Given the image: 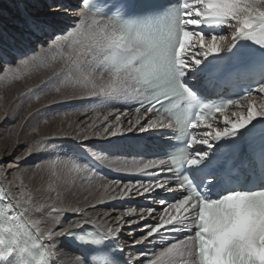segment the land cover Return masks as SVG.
<instances>
[{"label": "snow or ice", "instance_id": "snow-or-ice-1", "mask_svg": "<svg viewBox=\"0 0 264 264\" xmlns=\"http://www.w3.org/2000/svg\"><path fill=\"white\" fill-rule=\"evenodd\" d=\"M89 3V0H81L88 10ZM114 9L117 12L126 10L127 4L117 3ZM80 16L74 27L51 35H47L49 25L29 19L27 23L39 40L41 52L21 63L45 61L51 56L54 63L61 65L65 75L75 78L72 98L97 97L102 103L135 100L139 105L135 112L155 113V118L149 117L147 128L140 125V131L169 128L172 127L170 121L175 120L178 135L173 139L181 142L178 149L165 157L137 165L135 171L155 169L156 172H174L176 175L148 182L113 180L104 186L107 192L111 185L122 184V196L133 190L140 196L153 191L159 196L161 192L157 190L161 189L164 193L179 190L171 201L160 198V209L149 206L141 210L148 216L157 211L161 215L156 223L141 225L144 234L134 238L133 243H152L154 241L149 238H155L157 234L161 240L169 233L189 234L166 245L146 264H188L184 257L193 254L194 264H264V186L251 190H228L213 197L209 194V186L216 177L211 172L206 173L199 184L193 183L196 177L179 174L182 166L198 169L207 164L209 169L216 168L221 150L234 146L228 142L235 141L241 130L257 116L264 117V83L235 99L205 103L187 82L189 74L194 78L197 69L210 56L231 52L241 40L264 49V0H178L165 10L159 28L149 23L133 28L115 18L97 20L86 17L83 10ZM205 27L226 28L231 31V40L228 34L212 31L205 34L202 30ZM41 35L47 38L42 39ZM6 63L0 65V71H4ZM236 66L243 71L227 80L233 87L247 82L255 74L253 65ZM255 93L262 95L257 97ZM257 99L261 101L258 111ZM176 100L184 102V111L171 110L170 105ZM244 100L248 101L246 115L234 112L237 119L230 121L224 115L227 106H240ZM111 112L109 110V114ZM216 113L224 115L225 127L222 130L215 129L211 123ZM114 119L120 120V115H115ZM136 123H140L139 118ZM207 129H212L215 135ZM221 140L226 143L221 144ZM41 146L37 143L28 151ZM169 161L171 166H167ZM260 163L264 166V153L260 156ZM117 168L122 170L119 166ZM172 180L177 183L172 184ZM30 203L22 194L0 185V264H49L45 256L47 250L55 248V238L70 236L72 231L69 229L80 227L77 223L48 229V243L42 244L39 236L32 239L31 231L32 228L40 231V221L25 220V215L32 210ZM60 211L79 214L82 209L51 206V212L59 214ZM124 215L131 213L125 212ZM145 219L144 215L139 217V220ZM119 231V228H106L103 238L115 237ZM22 236L28 240H22ZM97 256L101 261L107 260L102 251ZM78 264H84V261Z\"/></svg>", "mask_w": 264, "mask_h": 264}, {"label": "bare ground", "instance_id": "bare-ground-1", "mask_svg": "<svg viewBox=\"0 0 264 264\" xmlns=\"http://www.w3.org/2000/svg\"><path fill=\"white\" fill-rule=\"evenodd\" d=\"M54 3L56 4L52 7L51 11H46L44 9L47 5L49 4L51 5ZM77 4H78V7L76 6ZM80 4H81V0H6V1L0 0V46H1L0 65H3L5 62H7L4 65V70L6 68H9L10 65H13L19 61L27 59V56H31L35 49H40L41 47L39 44V40L36 41V36H34L35 34H33V30L29 27L27 23V21L29 20V16L33 18V19H30L32 21L49 25V28L47 29V35H51L53 32L60 34L61 32H66L69 28L74 27L75 24L81 19L80 12L83 9L81 8L82 6ZM13 6H14V9H13ZM85 16L91 18V15L88 14L87 12H85ZM217 34H228L229 40H231V31L226 28H220ZM41 38L46 39L47 37L44 35H41ZM1 53H4V55ZM1 72L3 71H0V73ZM196 79H199V76H196ZM261 95L262 94L260 93H256L257 97H260ZM116 102H119V101H116ZM260 102H261L260 99H257L256 101L257 111L259 110L258 106ZM247 103L248 101H245V102H242L240 106H237V105L232 106L231 110L225 115L229 118L230 121L235 122L237 117L234 116L233 113L242 112V114L246 115ZM106 105H108V103H106ZM115 108L116 107L114 106V108L112 109L115 110ZM126 110L127 111L124 112L121 123L124 121L126 122L133 115L135 116L141 115V113L131 112L129 105L127 106ZM5 116L6 115L4 114L3 110L0 109V180L6 185L7 188L12 189L13 191H16L18 195L22 194L23 197L27 198L31 202L29 206L32 210L25 215V218L27 219V221H30V220L40 221V231H36L35 228L33 229L40 235V237L43 239L45 244L48 243L46 239V233L48 229H59L61 226H67L69 224H77V223L80 224V227L71 228L69 230L80 229L86 225L94 226L103 232L105 231L106 228H109V227L113 229L119 228L120 231L117 233V235L115 237H109V238H111V240L116 243L119 249L123 250L125 256L129 260H131L134 264H141V262H144V264H146L148 260L154 259L155 256L150 258L151 255L149 253H151L152 251L151 247L158 240L160 242L162 241L164 242L169 237H166L164 240H161L158 234L156 235L155 238L153 237L149 238L150 240H153L154 242L148 243L146 241L144 244H140V245H134L133 241H134V238H137L144 234V231L141 229V225L156 223L158 221L159 216L161 215L160 211H157L156 213H154L153 216H148L146 212L141 211L142 209H146L149 206L156 208V209H160V204H159L160 197L156 196L155 191H153L150 194H145V196H140L136 194L135 190H133V192L129 193L127 196H122L120 192H121V188L123 185L119 184V185H111L108 191L105 192L104 186L110 185V182L112 180L102 178L100 175H98V173L89 169L90 167L88 168L83 162H81V160H78L79 162H77L76 160L79 159L78 156L75 157L76 158L75 162L81 165L84 170H88L91 173V175H93L94 177L99 176L100 178L99 180H102L105 182L103 185L99 187H97L96 185L93 186L92 185L93 183L91 184V181L89 182L87 181L88 179L85 180L86 178H83L82 175L81 176L79 175V173L81 172L76 173L78 170L77 171L75 170L74 172H72L73 169L76 168L77 166L73 165L74 167L72 169L71 167L72 165H69L70 164L69 163L67 166L71 167L70 173H72V175L71 174L70 175L72 176V179L75 177V179H79V181L77 182L73 180L72 182V180H70L71 186H73V188L70 185H69L70 188L68 186L67 188L66 184L68 185V183L64 184L65 181L62 182L63 177H61L60 174L54 169L56 167L58 168V166L52 169L50 166L46 167L45 164L42 165V163H46L44 162V158L42 157L38 158V160L42 166H45V168L44 167L43 168L46 169V171L48 172L46 176L39 175L40 170L42 168L41 165L38 168H33V167L32 168L31 167L22 168L18 171L17 169L20 166L17 165V162H19L20 160L19 161L12 160V158L19 154V151L17 149H14L15 148L14 146L16 144V136L17 134H19L18 133L19 129L15 131L13 142H9L10 141L8 138L10 137L8 136L9 130L5 126L6 122H8V119ZM142 116H143L142 119H145V120H148L149 117L155 118L154 113H148L146 115L142 114ZM223 120H224V115L218 117V119L215 120L213 123L214 128L222 130L225 127ZM9 121L11 120L9 119ZM101 122L102 121L97 122V125L98 126L101 125ZM83 125H84V122L82 123V126ZM255 125L256 126L264 125V117L257 116V118L250 125H248L247 128L241 130V132H244L245 134L249 135L250 132L254 130ZM51 127L52 126H50V128L47 129L48 131H46V129L41 130V131L39 130L40 132L38 133V135L40 137L47 136L44 134H48L50 130H53L52 132H50L51 136L56 137V136L64 135L66 137V141L68 142V145H71L72 147H74V148H71V149H75L74 151H76L77 148H80L88 152V149L90 147L87 145H83V141H82L85 138H83V136L82 138H80L83 131L79 134H76L75 131L77 130L78 127L73 126V123L63 124L60 129L58 127L59 130L58 129L55 130L53 127L52 128ZM127 128L128 130L126 131H124L123 129H119L115 133L114 137H110V138L109 136L107 138L105 136L104 138L102 137L100 139H96V135L93 136L91 135L92 133L89 134L90 131L86 132L87 135H85V137H87L89 140H94L95 144L96 142L101 143L105 141H113L116 139L129 138V137H145V138L159 137L157 132L160 128L147 129L146 131H142L139 134L137 133V131H139L140 126L137 128L133 126L132 127L128 126ZM207 130L210 131L212 135H215V132L212 129H207ZM35 139H36L35 136L31 137V140L34 141ZM137 140L139 141V139ZM19 144L21 145V143ZM41 144L43 145V143ZM33 145L35 144H32V146ZM101 148L103 147L100 146V144L96 145V149L99 150ZM91 150H93L92 147H91ZM31 153L32 152H30V154ZM23 155L26 157L25 152L22 153V156ZM72 157L74 156L72 155ZM72 157L70 156L68 159L70 160ZM20 158L21 157H18L17 159H20ZM97 159L105 167H108L112 169L113 171H117V172H138V171H135L136 166L149 161V160H145L140 157L132 156V154L129 156V160H124L123 157L119 154L110 155V156H106L104 154L103 155L98 154ZM71 160L73 161V159ZM36 165L38 164L36 163ZM117 166H119V168L122 170H118ZM125 167L129 169L126 170ZM67 168L65 166L66 170ZM60 170H62L63 175H66L64 174L65 172L63 170V167ZM154 170L155 169H149L145 172H140V173H152V172H155ZM84 177H87V176H84ZM86 190H90L91 196L88 197L89 199H87V201L84 200L86 201L85 202L86 204L84 205H81V203L77 201V198L73 197L74 194L71 196L72 192H76V194L78 195L82 192H85ZM56 192H57V195L55 196L54 193ZM112 197H116V198L113 199ZM120 200H126V202L110 204V201L118 202ZM130 200L132 202H129ZM134 203H137V204H134ZM52 205H56L60 207L61 209L79 207L83 210L79 214L74 213L72 211H60L59 214H57V213L51 212ZM87 206H93L96 209L94 211L84 212V208ZM124 209H128V212H130L131 215H124L125 213ZM141 215L146 216L147 219L139 220V217ZM121 217L122 219H117ZM132 220H137L138 222L130 223V221ZM85 221H89V222L86 223ZM41 233H43L44 235H41ZM178 233L184 234L185 232H178ZM55 240H56L55 248L48 250L52 257L54 264H78V262L81 260L84 261V264H88L87 260L82 256V254H80L68 242H66L64 237H56ZM61 247L64 249H67L70 255H66V253L63 252V250H60ZM189 257L191 259L190 264H194L195 255L194 256L192 255Z\"/></svg>", "mask_w": 264, "mask_h": 264}, {"label": "rangeland", "instance_id": "rangeland-1", "mask_svg": "<svg viewBox=\"0 0 264 264\" xmlns=\"http://www.w3.org/2000/svg\"><path fill=\"white\" fill-rule=\"evenodd\" d=\"M3 1H6V0H3ZM55 4L56 3L51 4V5L49 4L44 9L46 11H51L52 7ZM76 6L78 7V4ZM13 9H14V6H13ZM29 19H33V18L29 16ZM37 40L38 39L36 37V41ZM39 52H41V47L40 49H35L32 55L27 56V59L25 60H31V58ZM1 54L4 55V53H1ZM10 66L11 67L6 68L3 72L0 73V109L3 110L4 114L6 115L5 117L8 119V122H6L5 126L9 130V134H8V136H10L8 137L10 140L9 142H13L15 131L19 129L18 131L19 134H17L18 137L16 136V144L14 146L15 147L14 149H17L19 151V154L12 158V160H17V161L20 160L19 162H17V165L20 166L17 169L18 171L22 168L40 167L41 163L39 162L38 158L42 157L44 158V162H46V163H42V165L45 164L46 167L50 166L52 169L58 166V168L56 167L54 169L60 174L61 177H63L62 182L65 181L64 184L68 183V185L66 184V187L68 186L70 188L71 186L70 180H72V182L73 180L77 182L79 181V179H75V177L72 179V176H71L72 173H70L71 172L70 168L72 167L73 169L74 167L73 165L77 166L78 164L77 162H79L78 160L80 159H77L76 160L77 162H75V159H76L75 157H77V154H75L76 152H74L75 149H71L74 147H72L71 145H68V142L66 141V137L64 135L56 136V137L51 136L50 132H52L53 130H50L48 134H44L47 136L40 137L38 133L41 130L46 129V131H48L47 129L50 128V126H52L56 130L58 129V127L60 129L63 124L73 123V126L78 127L77 130L75 131L76 134H79L83 131L80 138H82V136L83 138H85V135H87L86 132L90 131V133L88 132L89 134L92 133L91 135L93 136L96 135V139H100L102 137L104 138L105 136L106 138L108 136L109 138L114 137V135L112 134L116 133L117 129H123L124 131H126L128 130L127 128L128 126H131V127L133 126L137 128L140 125H144L145 128L147 127L148 120L142 119L143 118L142 115L140 116L133 115L131 116L129 120L121 123L124 112H126L125 106L127 104V101H121V102L120 101L119 102H116V101L109 102L108 101V102H105V105L106 103H108V105L109 104L111 105L105 106L104 103H102L100 99L97 97H85L82 99L72 98V93L74 91L73 85L75 83V78L72 76L65 75L64 70L61 68V65L59 63H54L51 59V56H49L48 59L45 61H36L34 63H29V64H22L21 61H19ZM57 88L60 89L59 92L56 91ZM37 97L39 98L37 99ZM114 106L116 107L115 110L112 109L114 108ZM111 109L113 112L111 113L112 115L109 114V110ZM117 114L120 115V120L114 119V116ZM105 116L107 117V119H104ZM138 118L140 120L139 124L136 123V120ZM9 119L11 121H9ZM100 121H102L101 125L98 126L97 122H100ZM83 122H84V125L82 126ZM35 129H37L38 131ZM140 132L142 131L140 130L137 131L138 134ZM33 136L36 137L35 139L36 141L31 140V137ZM82 141H83V145H87L90 147V148L88 147L89 148L88 151L90 153L98 156L99 152L96 149V144L94 140H89L88 138H86V139H83ZM19 143H21V145ZM36 143H40V144L43 143V145L41 144L42 146L40 147L42 151L40 149H37V150H33L32 153L30 154V152L27 150H29V147L32 148L34 146V145L32 146V144H36ZM91 147L93 150H91ZM47 148L49 151L47 150ZM23 152L26 153V157L24 155L22 156ZM35 152L38 154H36ZM72 155L74 157H72ZM70 156L72 157L71 159H73V161L70 159L72 164L70 160L68 159ZM18 157H21V158L17 159ZM47 158L48 159L50 158L49 161ZM125 160H128V159H125ZM36 163L38 165H36ZM68 164L72 166L69 167L67 166ZM42 165H41L42 168L40 170L39 175L46 176L48 172L46 171V169H44L45 166H42ZM65 166L66 168L68 167L67 168L68 171L65 169ZM79 166H80L79 168L78 167L74 168L72 172H74L75 170L76 171L78 170L76 173L81 172L79 173V175L80 176L82 175L83 178H86L85 180L88 179L87 181L89 182L91 181V184L93 183L92 184L93 186L96 185L97 187H99L105 183L104 181L99 180L100 179L99 176L94 177L93 175H91V173L88 170H84L81 165ZM62 167H63V170L65 169L64 174L66 175H63L62 170H60ZM125 168L126 170L129 169L127 167ZM86 172H88L89 174ZM84 176H87L88 178ZM71 187L73 188V186ZM54 195L56 196L57 192L54 193ZM72 195L73 197L77 198V201L80 202L81 205H84L86 204L85 202L87 201V199H89L88 197L91 196V192L90 190H86L85 192H82L78 195L76 194V192H72L71 196ZM95 209L96 208L92 206H87L84 208V212L94 211ZM124 211L128 212V209H124ZM173 242H176V241L166 240L164 242L163 241L160 242L158 240L157 242H155L154 245L151 247L152 254L149 253L151 255V256L149 255L150 258H152L155 255H158L162 248H164L166 245L171 244ZM60 250H63V252L66 253V255H70L67 249H64L61 247ZM184 259L188 261V264H190L191 259L189 256L184 257Z\"/></svg>", "mask_w": 264, "mask_h": 264}]
</instances>
